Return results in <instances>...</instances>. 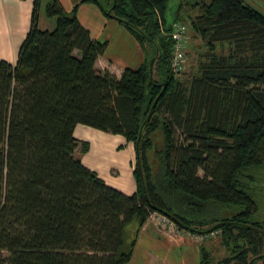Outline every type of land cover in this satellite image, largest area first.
I'll use <instances>...</instances> for the list:
<instances>
[{
  "label": "trees",
  "instance_id": "1",
  "mask_svg": "<svg viewBox=\"0 0 264 264\" xmlns=\"http://www.w3.org/2000/svg\"><path fill=\"white\" fill-rule=\"evenodd\" d=\"M82 1L122 23L144 58L119 77L97 70L106 43L77 6L32 1L16 62L0 59V264H125L152 213L217 231L227 256L214 262L202 247L198 264H264V14L200 0L194 16L168 21L169 0ZM41 8L54 29L39 28ZM173 23L205 46L186 79L170 65ZM78 124L134 145L135 192L75 156Z\"/></svg>",
  "mask_w": 264,
  "mask_h": 264
},
{
  "label": "crops",
  "instance_id": "2",
  "mask_svg": "<svg viewBox=\"0 0 264 264\" xmlns=\"http://www.w3.org/2000/svg\"><path fill=\"white\" fill-rule=\"evenodd\" d=\"M32 1L0 0V59L11 64L16 62L19 47L29 29ZM59 1L66 11L76 5L79 23L93 40L106 43L104 52L95 62L97 70H107L119 77L124 69H136L142 63L143 50L137 40L115 19L105 16L97 5L82 0ZM53 26L55 24L50 22L44 30H52ZM74 137L79 144L88 142L85 152L75 150L87 168L95 170L106 184L122 193L135 192L136 155L131 142L120 135L81 124L75 126ZM109 151L113 154L109 155ZM204 245L209 247L207 241H198L188 230L162 228L152 213L139 230L131 258L125 264H198Z\"/></svg>",
  "mask_w": 264,
  "mask_h": 264
},
{
  "label": "rangeland",
  "instance_id": "3",
  "mask_svg": "<svg viewBox=\"0 0 264 264\" xmlns=\"http://www.w3.org/2000/svg\"><path fill=\"white\" fill-rule=\"evenodd\" d=\"M46 1L47 0H43V3H45ZM199 1L200 0H169L168 8L165 14L166 19L168 21H171L173 19V15L174 14L176 15L177 13L178 16H181L183 17V19L187 20L188 16H194L195 14L198 13L196 9H192V4H194L195 2H199ZM242 1L264 14V0H242ZM39 22H40L39 28L41 30H44V27H47L50 22L53 25L55 24V21L53 18H48L44 15L42 8L39 14ZM117 23L121 27L125 28V26L122 23H119L118 21ZM186 26H187L186 32H185V36H186L185 55L186 57H185L183 72L179 74V77H181L182 79H186L195 73L198 61L201 58V54H203L205 51V46L203 42L201 41V39L198 36L194 35L192 30L189 29L188 25ZM53 29H54V26H53ZM102 43H105V42H102ZM225 50L226 48H221L220 45L217 46V52L222 53V52H225ZM154 140L158 143V145L162 143L160 132L155 133ZM77 151H81V144H78ZM74 154L77 158H80L79 152H75ZM112 154L113 152L109 151V155H112ZM148 155H149L150 160H153L151 156V152H149ZM199 175H202L201 171H199ZM257 190L260 194L259 195L260 198L264 200V180L262 181V183L259 184ZM204 241L205 242L207 241L209 243V247L204 245L205 251L210 253L214 262L227 256L228 250L221 245V241H220V237L218 233L215 235H212V234L209 235V238L201 242H204ZM256 264H260V262H257Z\"/></svg>",
  "mask_w": 264,
  "mask_h": 264
},
{
  "label": "built area",
  "instance_id": "4",
  "mask_svg": "<svg viewBox=\"0 0 264 264\" xmlns=\"http://www.w3.org/2000/svg\"><path fill=\"white\" fill-rule=\"evenodd\" d=\"M185 32H186V28L183 24L173 23L172 30L170 31V36L173 39L170 65L175 73H178L184 68V62H185L184 42L186 38ZM155 217L158 224L162 228L170 229L172 231L185 230L183 228L178 227L177 224L172 219H170L168 216L164 214L155 213ZM190 234L198 241H203L209 238V235L217 234V231L212 230L210 232H202V233L190 231Z\"/></svg>",
  "mask_w": 264,
  "mask_h": 264
},
{
  "label": "water",
  "instance_id": "5",
  "mask_svg": "<svg viewBox=\"0 0 264 264\" xmlns=\"http://www.w3.org/2000/svg\"><path fill=\"white\" fill-rule=\"evenodd\" d=\"M149 114H150V112H149Z\"/></svg>",
  "mask_w": 264,
  "mask_h": 264
}]
</instances>
